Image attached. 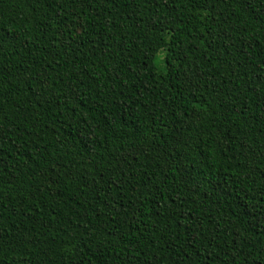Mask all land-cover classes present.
I'll use <instances>...</instances> for the list:
<instances>
[{
	"label": "trees",
	"instance_id": "1",
	"mask_svg": "<svg viewBox=\"0 0 264 264\" xmlns=\"http://www.w3.org/2000/svg\"><path fill=\"white\" fill-rule=\"evenodd\" d=\"M0 264H264V0H0Z\"/></svg>",
	"mask_w": 264,
	"mask_h": 264
},
{
	"label": "rangeland",
	"instance_id": "2",
	"mask_svg": "<svg viewBox=\"0 0 264 264\" xmlns=\"http://www.w3.org/2000/svg\"><path fill=\"white\" fill-rule=\"evenodd\" d=\"M157 65H158V63H157Z\"/></svg>",
	"mask_w": 264,
	"mask_h": 264
}]
</instances>
